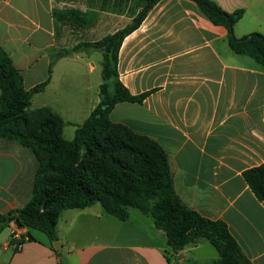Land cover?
Instances as JSON below:
<instances>
[{"label": "crops", "instance_id": "crops-1", "mask_svg": "<svg viewBox=\"0 0 264 264\" xmlns=\"http://www.w3.org/2000/svg\"><path fill=\"white\" fill-rule=\"evenodd\" d=\"M103 1L76 6L65 0H0V49L24 88L49 78L32 96L29 111L57 114L66 140L99 101L101 81L89 77L96 66L85 60L98 51L58 59L50 75L49 51L97 41L130 23L134 15L109 11ZM212 1L228 13L244 11L235 26L249 17L248 25L234 26L236 38L264 36V0ZM250 59L233 53L226 29L212 24L192 1L160 0L118 51L120 82L131 95L149 94L142 103L116 104L109 118L156 141L166 152L181 202L222 221L241 254L251 264H264V199L257 200L242 177L264 162V68ZM25 155V148L0 138V215L28 201L22 197ZM29 165L36 166L32 160ZM13 228L0 233V264H212L218 258L206 259L204 239L172 252L153 218L131 207L123 221L99 204L64 210L56 242L34 230L28 239L19 228L24 241L18 251L11 245Z\"/></svg>", "mask_w": 264, "mask_h": 264}, {"label": "trees", "instance_id": "trees-1", "mask_svg": "<svg viewBox=\"0 0 264 264\" xmlns=\"http://www.w3.org/2000/svg\"><path fill=\"white\" fill-rule=\"evenodd\" d=\"M159 1L141 0L130 23L97 41L49 51V75L54 63L71 53L98 51L102 55L99 101L71 140L64 139L63 121L50 109L28 110L32 96L45 88L49 78L25 89L20 72L0 49V138L30 150L37 161L29 200L22 208L0 215V233L15 226L26 229L28 239H32L29 231L34 230L56 242V227L64 210L99 204L107 215L123 221L131 207L153 218L172 252L204 239L218 254L212 264H251L222 221L204 218L181 202L164 149L109 118L116 104L142 103L149 94L129 93L119 80L117 60L124 38L140 26ZM190 1L212 24L226 29L233 53L247 56L264 68V36L258 32L241 38L234 35L242 9L228 13L212 0ZM242 177L256 199L263 200L264 162L243 171Z\"/></svg>", "mask_w": 264, "mask_h": 264}, {"label": "rangeland", "instance_id": "rangeland-1", "mask_svg": "<svg viewBox=\"0 0 264 264\" xmlns=\"http://www.w3.org/2000/svg\"><path fill=\"white\" fill-rule=\"evenodd\" d=\"M66 2H68V4H73L76 6H81L82 3L83 5L86 3L85 0H65ZM104 6L106 7L107 10L109 11H119L123 9V13L125 14V16L127 17H132L137 10L139 9V7L141 6V0H131V3L129 5H127L126 3H121V0H104ZM128 6V7H126ZM250 22L249 17H244L236 26L235 29L238 30V28H240V26H246L248 25V23ZM250 59V58H249ZM86 61L89 62H93L96 66V70L95 73L93 75H90L89 77H92V79H94V81H101V66H100V62L102 60L101 54L98 52H95L94 54H92L90 56V58H85ZM251 60V59H250ZM36 98V97H35ZM33 103V102H32ZM34 104V103H33ZM32 109L31 107L28 108V110ZM65 137H68L65 135ZM25 153L27 155H25V161H26V166L24 167V178L26 177L25 180V184H24V189L25 191L22 194V197L24 199V201H27V199L29 200V197L31 195V190H32V186H33V182H34V174H35V168L32 167V165L27 166V164H29L32 160V163H35V165H37V161L34 157V155L32 154V152L28 149H25ZM6 231V230H4ZM32 233L35 234H39L41 235L42 233L38 232V231H32ZM206 242V241H204ZM205 244H208L207 242ZM203 243V245H205ZM59 245V243H58ZM206 250V254H207V258L208 257L210 259H214L216 257V251L215 249L208 245L203 246ZM209 261V260H206Z\"/></svg>", "mask_w": 264, "mask_h": 264}, {"label": "built area", "instance_id": "built-area-1", "mask_svg": "<svg viewBox=\"0 0 264 264\" xmlns=\"http://www.w3.org/2000/svg\"><path fill=\"white\" fill-rule=\"evenodd\" d=\"M18 229L19 228L14 226V228L11 231V245H13L16 251L20 250L23 244V242H20L21 234L19 233Z\"/></svg>", "mask_w": 264, "mask_h": 264}]
</instances>
